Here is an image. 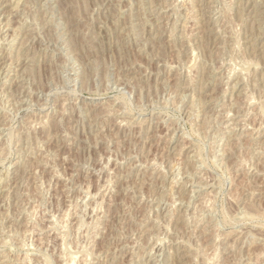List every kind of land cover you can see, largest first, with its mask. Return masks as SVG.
<instances>
[{
  "label": "rangeland",
  "instance_id": "obj_1",
  "mask_svg": "<svg viewBox=\"0 0 264 264\" xmlns=\"http://www.w3.org/2000/svg\"><path fill=\"white\" fill-rule=\"evenodd\" d=\"M0 10V264H264V0Z\"/></svg>",
  "mask_w": 264,
  "mask_h": 264
},
{
  "label": "bare ground",
  "instance_id": "obj_2",
  "mask_svg": "<svg viewBox=\"0 0 264 264\" xmlns=\"http://www.w3.org/2000/svg\"><path fill=\"white\" fill-rule=\"evenodd\" d=\"M260 1V0H259ZM256 5V4H255ZM1 11V10H0ZM256 11V10H255ZM259 11V10H258ZM189 13V12H188ZM257 15H258V13H256ZM262 14H263V12H262ZM264 16V15H263ZM187 18V17H186ZM3 20V19H2ZM219 38V37H218ZM234 39V38H233ZM235 43V42H234ZM248 46V45H247ZM244 47V46H243ZM257 50V49H256ZM258 50H260V49H258ZM193 52V51H192ZM194 53V52H193ZM192 55V54H191ZM192 58V57H191ZM190 64V63H189ZM241 65V64H240ZM245 66H246V63H245ZM231 69V68H230ZM242 70V69H241ZM256 70V69H255ZM238 71H239V69H238ZM242 72V71H241ZM231 73V72H230ZM243 82V81H242ZM238 92V91H237ZM240 93V92H239ZM242 96V95H241ZM249 96V95H248ZM251 98V97H250ZM244 99V98H243ZM252 101V100H251ZM250 102V101H249ZM246 104V103H245ZM252 110V109H251ZM244 119V118H243ZM229 121V120H228ZM260 121V120H259ZM264 121V120H263ZM262 121V122H263ZM264 123V122H263ZM240 125V124H239ZM238 125V126H239ZM258 125V124H257ZM241 126V125H240ZM248 126V125H247ZM261 126H262V124H261ZM230 127H232V126H230ZM252 129V128H251ZM257 129H259V128H257ZM248 130V129H247ZM260 130V129H259ZM226 131V130H225ZM253 132V131H252ZM255 132H258V130L257 131H255ZM260 132V131H259ZM261 132L263 133L264 132V129H262L261 130ZM260 132V133H261ZM241 135V134H240ZM261 136V135H260ZM239 137V136H238ZM201 184V183H200ZM194 189H192V191H193ZM208 196V195H207ZM85 197H86V195H85ZM188 204V203H187ZM181 216V215H180ZM185 218V217H184ZM59 229V228H58ZM55 231V230H54ZM60 235V234H59ZM63 235V234H62ZM2 241V240H1ZM3 241H5L4 239H3ZM3 243V242H2ZM62 243V242H61ZM1 244V243H0ZM62 246H63V244H62ZM70 249V248H69ZM1 252V251H0ZM2 253V252H1ZM186 253V252H185ZM27 256V255H26ZM63 256V255H62ZM72 256V255H71ZM190 256V255H189ZM3 257V256H2ZM69 257H70V254H69ZM71 260V259H70ZM69 260V261H70ZM74 260V259H73ZM205 261H208V259L207 260H205ZM209 261H211V260H209ZM45 262V261H44ZM66 262V261H65ZM249 262V261H248ZM67 263V262H66ZM66 263H63V264H66ZM72 263V260L70 261V264ZM25 264V263H24ZM44 264V263H43ZM69 264V263H68ZM73 264V263H72Z\"/></svg>",
  "mask_w": 264,
  "mask_h": 264
}]
</instances>
